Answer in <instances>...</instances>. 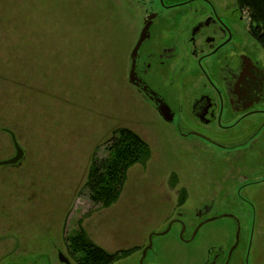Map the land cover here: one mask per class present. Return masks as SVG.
Returning a JSON list of instances; mask_svg holds the SVG:
<instances>
[{
  "label": "rangeland",
  "instance_id": "1",
  "mask_svg": "<svg viewBox=\"0 0 264 264\" xmlns=\"http://www.w3.org/2000/svg\"><path fill=\"white\" fill-rule=\"evenodd\" d=\"M212 2L225 4V59L264 61L248 12L237 0ZM143 8V0H0V161L16 154L15 141L24 151L0 164V264H77L65 239L80 225L110 252L138 247L112 264H223L228 253V264H264V115L251 121L255 133L243 121L207 128L209 141L190 131L198 124L190 113L165 121L129 79ZM202 11L195 0L182 12ZM187 55L183 48L181 67ZM185 73L161 70L180 107ZM119 127L144 138L151 156L102 207L85 181Z\"/></svg>",
  "mask_w": 264,
  "mask_h": 264
},
{
  "label": "flooded vegetation",
  "instance_id": "2",
  "mask_svg": "<svg viewBox=\"0 0 264 264\" xmlns=\"http://www.w3.org/2000/svg\"><path fill=\"white\" fill-rule=\"evenodd\" d=\"M194 1L169 0L167 3L162 0L161 8L154 9L145 6L143 0L142 26L131 50L130 71L133 64L132 52L148 22L149 35L141 44L137 55L136 72L140 85L130 81L146 100L154 104L163 119L165 118L161 114L162 110L157 100L167 103L173 114V119L167 122H173L177 115L182 113H190L198 122L190 131L194 132V135L198 133L195 136L199 138L209 141L211 138L204 132L207 128L226 131L242 121L248 122L247 125H250L248 129L254 130L255 133L257 129H254L251 121L256 116L264 115V109L253 108L260 104L264 105V61L252 60L247 55H242L237 63L227 61L225 44L230 37L225 39V35L229 33L225 27V4H220L221 9H217L212 0H199L204 2L206 11L182 12ZM175 10L181 13L171 16V11ZM151 15L153 16L149 19ZM180 41L184 50L188 52L185 58L188 63L183 67L179 65V53L183 52V48H178ZM183 69H187L183 78L190 91L185 94L188 98L186 105L180 107L176 105L178 86H175L172 79L164 81L161 70L175 78ZM168 113L171 114L170 110ZM216 143L223 146L222 143L217 141ZM258 182L255 180L244 183L240 191L251 183ZM212 206L213 204L210 207L205 205L202 211L208 212ZM202 211L198 212L199 216L202 215ZM203 221L197 224L195 231L203 225ZM215 256L218 258V255ZM230 257L231 254L228 253L225 264L230 262Z\"/></svg>",
  "mask_w": 264,
  "mask_h": 264
},
{
  "label": "trees",
  "instance_id": "3",
  "mask_svg": "<svg viewBox=\"0 0 264 264\" xmlns=\"http://www.w3.org/2000/svg\"><path fill=\"white\" fill-rule=\"evenodd\" d=\"M237 4L238 9L248 12L249 32L264 51V0H237ZM106 150L104 157L93 155L85 181L89 198L102 207H108L119 199L129 168L145 164L151 156L148 142L128 127H119L113 132ZM65 240L77 264H112L138 249L129 247L110 252L97 245L82 225Z\"/></svg>",
  "mask_w": 264,
  "mask_h": 264
},
{
  "label": "water",
  "instance_id": "4",
  "mask_svg": "<svg viewBox=\"0 0 264 264\" xmlns=\"http://www.w3.org/2000/svg\"><path fill=\"white\" fill-rule=\"evenodd\" d=\"M152 16L153 15L149 16L148 18L151 19ZM149 25H150V22H148L144 26V28L141 32L140 39H139L135 49L132 52L133 64H132V68H131L129 77H130V80L133 83H135L136 85H140V80H139V78L137 76V72H136L137 55H138V51H139L141 44L148 38ZM145 90H146V88H145ZM157 101L159 102V107L162 110L161 114L163 115V117L166 120L171 121L173 119V114H172L170 107L167 105V103H165L162 100H157ZM168 110H170L171 114L168 113ZM15 147H16V154L9 159L0 161V164H12L13 165V164H16L17 162H19L21 160V158L24 155V151L16 141H15ZM59 257H60L61 261L69 263V259L63 253L60 252Z\"/></svg>",
  "mask_w": 264,
  "mask_h": 264
}]
</instances>
